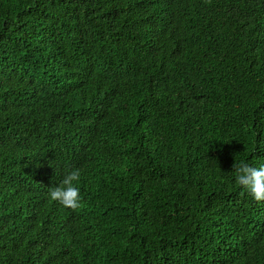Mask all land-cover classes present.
Wrapping results in <instances>:
<instances>
[{"label": "trees", "instance_id": "trees-1", "mask_svg": "<svg viewBox=\"0 0 264 264\" xmlns=\"http://www.w3.org/2000/svg\"><path fill=\"white\" fill-rule=\"evenodd\" d=\"M264 0H0V264H264ZM79 168L81 206L48 192Z\"/></svg>", "mask_w": 264, "mask_h": 264}, {"label": "clouds", "instance_id": "clouds-1", "mask_svg": "<svg viewBox=\"0 0 264 264\" xmlns=\"http://www.w3.org/2000/svg\"><path fill=\"white\" fill-rule=\"evenodd\" d=\"M238 184L257 203H264V164L252 166L241 162L232 171ZM82 172L79 168L65 170L62 179L51 187L48 196L65 208L78 209L81 206L80 181Z\"/></svg>", "mask_w": 264, "mask_h": 264}]
</instances>
